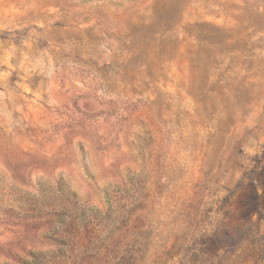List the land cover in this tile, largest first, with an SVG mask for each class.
Masks as SVG:
<instances>
[{"label": "rangeland", "instance_id": "obj_1", "mask_svg": "<svg viewBox=\"0 0 264 264\" xmlns=\"http://www.w3.org/2000/svg\"><path fill=\"white\" fill-rule=\"evenodd\" d=\"M0 264H264V0H0Z\"/></svg>", "mask_w": 264, "mask_h": 264}]
</instances>
